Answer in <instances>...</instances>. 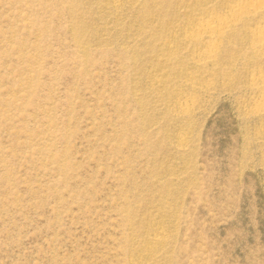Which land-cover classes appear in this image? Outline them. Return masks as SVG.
Returning <instances> with one entry per match:
<instances>
[{
    "label": "rangeland",
    "instance_id": "obj_1",
    "mask_svg": "<svg viewBox=\"0 0 264 264\" xmlns=\"http://www.w3.org/2000/svg\"><path fill=\"white\" fill-rule=\"evenodd\" d=\"M249 1L0 0V264H264Z\"/></svg>",
    "mask_w": 264,
    "mask_h": 264
},
{
    "label": "bare ground",
    "instance_id": "obj_2",
    "mask_svg": "<svg viewBox=\"0 0 264 264\" xmlns=\"http://www.w3.org/2000/svg\"><path fill=\"white\" fill-rule=\"evenodd\" d=\"M262 2H263V0H261ZM260 0H251V1H249V2H247L246 3V7L249 9V10H251L252 12H254V13H257V12H259L260 10L261 11H263L262 9H264V4L261 2ZM237 13V12H236ZM240 12H238V14H239ZM238 14H236V15H238ZM240 16V15H239ZM236 17V16H235ZM264 25V24H263ZM259 29V28H258ZM257 29V30H258ZM260 30V29H259ZM255 32H257V31H255ZM257 36H259L260 37V40L261 39H263L264 40V27H263V29H261L260 30V32H259V35L257 34ZM258 37V38H259ZM263 97H264V95H263Z\"/></svg>",
    "mask_w": 264,
    "mask_h": 264
}]
</instances>
